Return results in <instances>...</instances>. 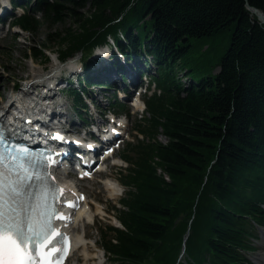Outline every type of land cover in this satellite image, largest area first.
<instances>
[{
  "label": "trees",
  "instance_id": "1",
  "mask_svg": "<svg viewBox=\"0 0 264 264\" xmlns=\"http://www.w3.org/2000/svg\"><path fill=\"white\" fill-rule=\"evenodd\" d=\"M87 3L89 13L82 10ZM247 4L264 11V0H56L49 5V24L69 17L81 28L55 33L69 42L61 57L121 30L120 50L149 54L163 89L149 101L144 131L151 141L139 146L124 180L130 190L118 214L124 228H114L116 242L108 244L111 264H174L188 228L192 264H240L252 221H264V24ZM17 22L31 32L40 26L28 16ZM231 26L218 71L197 76L188 62L190 41ZM47 38L26 55H43ZM180 71L193 81H181ZM159 133L166 141L158 140Z\"/></svg>",
  "mask_w": 264,
  "mask_h": 264
},
{
  "label": "snow or ice",
  "instance_id": "2",
  "mask_svg": "<svg viewBox=\"0 0 264 264\" xmlns=\"http://www.w3.org/2000/svg\"><path fill=\"white\" fill-rule=\"evenodd\" d=\"M55 136L63 139L59 132ZM50 162L0 130V264H62L67 255V234L54 224L66 216L56 207L62 188L50 183Z\"/></svg>",
  "mask_w": 264,
  "mask_h": 264
},
{
  "label": "rangeland",
  "instance_id": "3",
  "mask_svg": "<svg viewBox=\"0 0 264 264\" xmlns=\"http://www.w3.org/2000/svg\"><path fill=\"white\" fill-rule=\"evenodd\" d=\"M88 6L89 5L87 3L82 7V10L86 13H89V9H87ZM38 24H40V26L36 29V31L33 32L25 30L20 26H14L13 28L9 29L4 36H0V103H3V100L7 97V95L10 94V91L15 83H20V85L23 84L26 80L29 79L31 73H33V70L41 68H43L44 71L47 70L50 67L51 62L55 60L56 56L66 49L65 47L68 46L69 42L60 41L61 39H63L62 32H64V29L69 28V30L75 31V33L76 31H79L81 29L78 24H74L72 19L69 17H66L64 22H57L54 25L49 24L47 22V18H44L42 19V21H38ZM232 29L233 26H231L229 29H225L217 35L205 36L202 38H193L190 41L192 47L190 54L188 55V62H190L195 69V74L197 71V76L199 75V73L214 74L218 71V62L224 49L228 46L230 36L233 31ZM55 33H60L62 35H60L61 37H58V35L56 36ZM47 36L49 37L47 38ZM46 38L51 41L47 40L48 45L43 49V55L37 58H33L32 55H26V52L29 48L34 45L41 44L43 41H45ZM81 49L82 48H80L79 51ZM77 52L78 51L74 52L73 54ZM119 54L120 56H118V58L124 61L125 54L122 52H120ZM108 64L112 67L114 66L113 62H109ZM188 66H186V68H188ZM106 67L102 66L98 67L97 69H104ZM180 72L181 73L179 74V76H181V78L185 82L189 79L192 80L191 77H185L184 73L182 71ZM88 91L89 95L93 92L94 94L96 93L93 88H90ZM97 91H101L102 93H104L102 90ZM104 105L106 106L107 103H104ZM73 116L74 115H72L71 117ZM157 138L159 141H166L163 135L159 134ZM113 168L114 167L108 168V170L106 169V171L102 175H97L91 180L80 181V183L78 184L89 195V201L95 204L98 203L101 207H103L104 210V212L101 211L99 213V216L96 217L97 222L95 223V225H90L92 239H98L99 233L95 228L91 230V227H97L100 224H115V221L113 219L114 214L112 211H110V205L114 204L120 195L111 196L102 183V180H104V178H106L107 176L115 180V177H112V175L115 174V176L117 177V173L113 172ZM181 214L184 215V213ZM183 215H181L179 221L184 220L185 216ZM262 229H259L258 231ZM188 235L189 228L187 229L183 237H188ZM262 239V234H260L259 238L254 241V243L259 246V248H257L255 252L251 253L252 258L254 257V255H256L257 252L261 251L260 244L262 242ZM183 249L184 246L182 248H179L177 254L174 255V264H176L179 260H181L183 264H186L185 262H187L188 257L187 254L183 253ZM78 254L79 251L75 252L67 264H76V256H78ZM94 260L98 261V259L93 258L90 262Z\"/></svg>",
  "mask_w": 264,
  "mask_h": 264
},
{
  "label": "bare ground",
  "instance_id": "4",
  "mask_svg": "<svg viewBox=\"0 0 264 264\" xmlns=\"http://www.w3.org/2000/svg\"><path fill=\"white\" fill-rule=\"evenodd\" d=\"M254 14L253 12H251ZM256 15V14H254ZM111 43H108V46H111ZM111 48V47H109ZM102 52V49H101ZM93 60L88 62V68H90V63L92 65H97L99 67H106L105 65L110 62V55L106 52L102 53H95L93 56ZM63 64H60L56 61H52L49 70L43 73L42 69L33 70V75L27 82H32L30 85H28L25 88H21L22 90H18L17 97H22L20 95L30 94L31 101H27V103L23 104L26 110L30 109H36L37 111L43 110L42 108H39L37 106V100L40 98L41 100L47 101V103L51 104V100H54L55 102H59V93L57 91L59 89H63L64 87H68L71 84H75L80 81L81 79V73L84 72V65L82 64L81 60H76L75 62H67ZM40 72L39 74H37ZM52 94V98L48 100L47 96H50ZM46 97V98H45ZM47 99V100H46ZM40 100V101H41ZM35 103V105H33ZM115 163H118L115 161ZM105 188L112 194H114L115 191H117L116 183L112 178H109L108 176L103 180ZM68 182V181H67ZM68 185L73 183H67ZM74 185V184H73ZM73 190H75L76 186L72 187ZM82 208H80L74 215V220L72 223L67 227H72L75 230V233L73 234V249L74 251L80 250V256L82 258V261L79 264H87L88 261L92 257H100V252H97V248L95 246V243L91 240L87 239L88 233H86V225L84 226L85 231L84 234L82 231L77 229V225L79 222H87L89 219H92V212L89 209V203L84 201V203L81 205ZM98 207H96V210ZM86 220V221H85ZM84 230V229H83ZM94 250L93 252H91ZM264 257V254H263ZM79 260V257H77Z\"/></svg>",
  "mask_w": 264,
  "mask_h": 264
},
{
  "label": "water",
  "instance_id": "5",
  "mask_svg": "<svg viewBox=\"0 0 264 264\" xmlns=\"http://www.w3.org/2000/svg\"><path fill=\"white\" fill-rule=\"evenodd\" d=\"M247 7H248V9L251 12H253L254 14H256V16L260 20V22L264 24V11H262L261 9L255 7V6H251L249 4H247Z\"/></svg>",
  "mask_w": 264,
  "mask_h": 264
}]
</instances>
